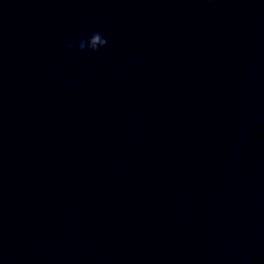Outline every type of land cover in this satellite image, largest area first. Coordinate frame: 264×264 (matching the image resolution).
<instances>
[{
	"label": "water",
	"instance_id": "1",
	"mask_svg": "<svg viewBox=\"0 0 264 264\" xmlns=\"http://www.w3.org/2000/svg\"><path fill=\"white\" fill-rule=\"evenodd\" d=\"M0 264H264V0H0Z\"/></svg>",
	"mask_w": 264,
	"mask_h": 264
},
{
	"label": "clouds",
	"instance_id": "2",
	"mask_svg": "<svg viewBox=\"0 0 264 264\" xmlns=\"http://www.w3.org/2000/svg\"><path fill=\"white\" fill-rule=\"evenodd\" d=\"M86 39L81 38L78 44L75 46L80 52L86 53H98L101 49H104L108 46V39L100 32L93 31L91 33L86 34ZM66 47L70 50L74 49V45L72 42H67ZM139 61L137 60V63ZM132 63V60L129 57H121L119 63L117 64V68L128 67ZM65 83L68 86L72 85V81L66 80Z\"/></svg>",
	"mask_w": 264,
	"mask_h": 264
}]
</instances>
